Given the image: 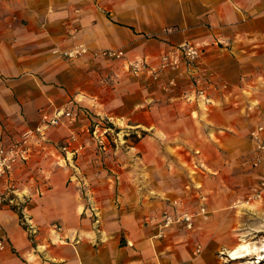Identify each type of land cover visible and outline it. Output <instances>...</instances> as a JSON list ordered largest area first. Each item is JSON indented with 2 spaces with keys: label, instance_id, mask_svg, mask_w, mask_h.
<instances>
[{
  "label": "crops",
  "instance_id": "1",
  "mask_svg": "<svg viewBox=\"0 0 264 264\" xmlns=\"http://www.w3.org/2000/svg\"><path fill=\"white\" fill-rule=\"evenodd\" d=\"M81 42L154 65L199 43L197 71L211 77L213 102L186 108L191 89L175 90L174 117L150 119L146 86L124 77L130 92L120 98L112 87L123 83L122 60L54 53ZM121 98L127 125L146 133L102 151L93 114L109 116ZM58 109L77 119L34 140L32 159L0 182V264H234L229 250L252 233L238 231L240 215L264 205L244 197L264 175L251 137L264 126V0H0V148ZM73 134L71 158L62 145ZM182 213L195 216L193 228L174 224L156 237L162 215Z\"/></svg>",
  "mask_w": 264,
  "mask_h": 264
},
{
  "label": "built area",
  "instance_id": "2",
  "mask_svg": "<svg viewBox=\"0 0 264 264\" xmlns=\"http://www.w3.org/2000/svg\"><path fill=\"white\" fill-rule=\"evenodd\" d=\"M55 53H60L68 58H78L85 54H92L93 56H102L111 60H123L126 62V68L135 75L151 74L155 78H158L162 72L173 71L175 75L169 80L168 85L175 86L178 83L179 78H187L191 81L193 86L192 94L188 99L203 102L205 106H209L213 102L211 94L212 79L209 75L199 73L197 71L198 66L202 63L205 56V47L199 43L184 42L178 46L173 47L170 50L164 51L160 55V60L157 65L145 58L126 59L125 52L120 49L114 48H102L91 49L87 44L81 42L73 47L60 50L55 49ZM77 119L76 113L68 109H58L53 113L43 111L41 120L35 127H29L22 132V134L15 140H12L9 144L0 148V182H11L14 169L16 166L28 163L34 153L33 142L38 140H47V131L54 126L61 124H69ZM91 134L95 139L97 145L102 151L108 150L113 142H117L116 137H109V128L101 127L100 122L92 124ZM264 126L259 125L251 132V137L256 143V147L253 152V166L259 168L264 172ZM78 136L76 134L71 135L62 145V149L66 154L70 153L72 158L75 155V151L71 150V144L77 141ZM69 159V155H66L64 160ZM255 196L257 199L264 198V175L260 180L258 188L256 189ZM89 202L92 200L88 197ZM93 204L91 203V207ZM95 210L96 221H99L98 209L92 207ZM201 212L205 218H208V212L205 207L201 208ZM23 217V221H25ZM195 216L191 213H182L174 216L171 214H164L158 223V230L156 237L162 238L165 234V230L170 228L174 224L185 223L188 228H193ZM54 228L61 230L60 224H54ZM34 228L29 227V231H33ZM8 244L4 239L0 238V251L5 250ZM202 251V247L196 248V253L199 255ZM175 264V263H174Z\"/></svg>",
  "mask_w": 264,
  "mask_h": 264
},
{
  "label": "rangeland",
  "instance_id": "3",
  "mask_svg": "<svg viewBox=\"0 0 264 264\" xmlns=\"http://www.w3.org/2000/svg\"><path fill=\"white\" fill-rule=\"evenodd\" d=\"M55 54L60 55L64 58H68V57H66L60 53H55ZM68 59H72V58H68ZM73 59H77V58H73ZM111 61H117V60H111ZM122 62H123V64L121 67H122L123 73L120 75L121 78H124V77L128 78L129 77L130 80L133 82H137V83L140 82L141 85L146 86V88H148V90L152 93L151 95H148L144 99L145 103L148 105V107L150 109V119H158L160 116H163V115H165L166 117L173 118L175 115V111H174V107L170 106V105L178 103V102H180V100H184V99L186 101L188 100V98H187L188 96L187 97L183 96L182 99H180V100L178 98L174 97L175 90H179L180 92H183L184 90H188L190 88L191 92H192L193 86L191 84V81L188 80L187 78H179L177 80L178 81L177 85L169 86L168 85L169 80L175 75V73L173 71L162 72V74H160L158 78H155L151 74L135 75V74L131 73L129 70H127V68L125 66L126 62L123 60H122ZM127 81H129V80L124 78L122 85L119 82H117V83H119L118 86H116V87L112 86L113 89H115V88L117 89V93L119 95V98L126 96L130 92L129 89H126L127 87L123 86ZM122 100H126V99L121 98V102H120V100H118V104L111 108L112 110H110V111H112V113L108 114L109 116H103L101 114L100 115L93 114V117H92L93 120L91 121L90 128L91 129L93 128V126H92L93 123L100 122L101 127L109 128L108 129L109 130V137L113 136V137H116V139H118V141L116 143L115 142L112 143L111 147H115L118 149H119V147H122L123 150H125V149H127V146H128V148H130V146L137 143L140 140V138L142 137V135L146 132H137V129H135L133 127H129L127 125V123L131 122L130 120H127L130 117L129 116L130 114L129 113L124 114V112L120 110L122 107H125V103ZM192 102L197 104L200 101L189 99L185 103L186 108H188L190 106L189 104ZM200 103H201V105L199 107L202 110H206L205 109L206 106L204 105V103L203 102H200ZM139 108L141 109V107H139ZM177 113H179V111ZM155 131H157L156 127H152V128H150V130H147L149 135H153ZM98 148H99V146H98ZM230 160H231L230 161L231 164L233 162V164L236 165V163H237L236 160H234V159H230ZM188 168L190 169V172L192 173V175H195V172L193 173L194 168H192L190 164H188ZM236 169H237V167H236ZM236 169H235V171H236ZM232 175L234 177H236L237 179H240V177H239L240 174H238L236 172H232ZM246 181H248V180H246ZM235 182H237V180ZM240 182H241V179H240ZM248 183H249V181H248ZM255 186H256V183H254V184L251 182L249 183V185H248L249 189H247L245 191V194H244L245 199L250 198L251 201H253V199H256L255 193H256V189L258 188V186L257 187H255ZM262 212H264V205L260 209H258L255 213H248L245 215H240V216H243V220H242L243 222H240L238 224V226L240 227V230H238V231L240 233L241 232H245V233L252 232L249 234V236H245V238L249 239L250 241H255L259 245L264 243V226H263L262 230H258L259 228L262 227V223H263V220L261 217ZM23 217H24V215L22 214V219H23ZM239 237H240V235L238 236V238ZM237 241H239V239ZM258 256H259V254H252V255L244 257V258H239L237 260H233V262H234V264H242L243 262H244V264H264V258L261 260ZM249 260L256 261V262L248 263L247 261H249ZM259 260H261V262H259Z\"/></svg>",
  "mask_w": 264,
  "mask_h": 264
},
{
  "label": "bare ground",
  "instance_id": "4",
  "mask_svg": "<svg viewBox=\"0 0 264 264\" xmlns=\"http://www.w3.org/2000/svg\"><path fill=\"white\" fill-rule=\"evenodd\" d=\"M229 254L232 259L244 258L252 254H259V258L262 260L264 258V243L258 244L255 241H250L249 239L242 237L240 243L233 249L229 250ZM259 260V262H261ZM248 263H253L256 261H247ZM244 264V262L242 263Z\"/></svg>",
  "mask_w": 264,
  "mask_h": 264
}]
</instances>
